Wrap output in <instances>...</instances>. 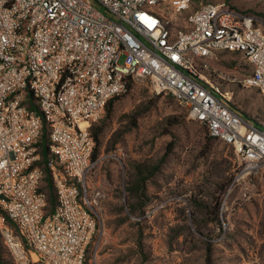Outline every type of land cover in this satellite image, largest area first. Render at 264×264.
<instances>
[{
  "label": "built area",
  "instance_id": "obj_1",
  "mask_svg": "<svg viewBox=\"0 0 264 264\" xmlns=\"http://www.w3.org/2000/svg\"><path fill=\"white\" fill-rule=\"evenodd\" d=\"M225 51L249 63L241 86L264 96V21L226 0H0V235L12 264H86L97 229L89 128L130 80L172 94L231 145L239 176L263 172L264 129L206 75ZM44 124L56 192L48 213Z\"/></svg>",
  "mask_w": 264,
  "mask_h": 264
},
{
  "label": "rangeland",
  "instance_id": "obj_2",
  "mask_svg": "<svg viewBox=\"0 0 264 264\" xmlns=\"http://www.w3.org/2000/svg\"><path fill=\"white\" fill-rule=\"evenodd\" d=\"M229 4L264 14L263 0ZM248 69L239 52L225 51L208 61L206 75L233 92L232 107L242 118L264 129V96L239 82ZM131 83L113 100L97 164L87 175L97 229L86 264H264V171L239 176L233 147L210 137L184 104L146 80ZM135 163H160L142 206L126 189ZM129 203L138 207L133 213Z\"/></svg>",
  "mask_w": 264,
  "mask_h": 264
},
{
  "label": "trees",
  "instance_id": "obj_3",
  "mask_svg": "<svg viewBox=\"0 0 264 264\" xmlns=\"http://www.w3.org/2000/svg\"><path fill=\"white\" fill-rule=\"evenodd\" d=\"M232 6V5H231ZM237 9V8H235ZM239 10V9H237ZM241 11V10H239ZM244 13H249L245 11H241ZM252 14V13H251ZM258 16V15H256ZM260 17L264 21V14L260 15ZM246 61V60H245ZM248 67L249 63L246 61ZM131 80L128 81L126 90L122 93L116 94L112 96L108 102L106 103V114L103 118L98 120L96 123L91 124L90 126V133L93 136L94 139V148L92 151V159L96 160L99 152H100V145H101V138L106 130L107 123H105L106 118H112L113 115V100H115L119 95L125 93L127 90L131 88ZM193 119V118H192ZM196 122H199L195 119H193ZM200 123V122H199ZM135 122H133V125ZM203 125L202 123H200ZM205 126V125H203ZM260 127V126H259ZM207 130V128H206ZM208 132V130H207ZM209 134V133H208ZM212 138L211 135H209ZM39 153H40V158L37 161L38 164L43 168L44 170V175L42 177V182H45V189H42L41 187L39 188L40 190H43L46 193V200H47V206H46V212L48 213L49 211L53 210L56 204V192H55V187L53 183V179L50 175L49 168H48V161L52 157L51 152L49 151V140L47 137V126L44 124L43 125V131L41 138L39 140ZM160 163H155V164H147V163H135L132 165V171H131V180L127 182L128 186H126L128 193L130 194L131 198H134L137 196L139 199H146L147 196L145 194V187L147 181L156 173L158 170V166ZM41 182V183H42ZM41 185V184H40ZM141 202V206L145 204V200ZM129 211L133 213L138 207L135 204L129 203L128 204ZM0 213L5 214L4 210L0 207ZM217 220V213H216V218ZM89 248V247H88ZM88 248L86 251V259H87V253H88ZM7 250L2 242L1 235H0V264H9L8 258H7ZM209 261V259L207 258ZM12 264V261H11Z\"/></svg>",
  "mask_w": 264,
  "mask_h": 264
},
{
  "label": "crops",
  "instance_id": "obj_4",
  "mask_svg": "<svg viewBox=\"0 0 264 264\" xmlns=\"http://www.w3.org/2000/svg\"><path fill=\"white\" fill-rule=\"evenodd\" d=\"M228 2L231 1V0H227Z\"/></svg>",
  "mask_w": 264,
  "mask_h": 264
}]
</instances>
